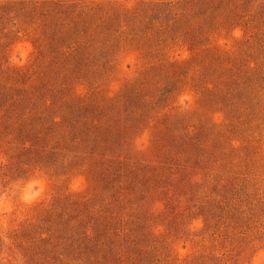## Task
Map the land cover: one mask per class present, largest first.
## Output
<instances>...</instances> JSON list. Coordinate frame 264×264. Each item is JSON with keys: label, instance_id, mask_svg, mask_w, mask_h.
I'll use <instances>...</instances> for the list:
<instances>
[{"label": "rangeland", "instance_id": "obj_1", "mask_svg": "<svg viewBox=\"0 0 264 264\" xmlns=\"http://www.w3.org/2000/svg\"><path fill=\"white\" fill-rule=\"evenodd\" d=\"M261 250L264 0H0V264Z\"/></svg>", "mask_w": 264, "mask_h": 264}, {"label": "clouds", "instance_id": "obj_2", "mask_svg": "<svg viewBox=\"0 0 264 264\" xmlns=\"http://www.w3.org/2000/svg\"><path fill=\"white\" fill-rule=\"evenodd\" d=\"M33 184H36L37 186V192L33 193L32 196H38L40 192L43 190L42 186L39 181H32L27 185V189H30ZM25 201L27 202L28 197H24ZM3 210L7 212L10 208L9 202L7 200H3L2 202ZM264 261V250H261L256 254V256L253 258L252 264H261V262Z\"/></svg>", "mask_w": 264, "mask_h": 264}]
</instances>
